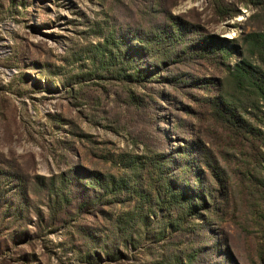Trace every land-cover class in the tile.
<instances>
[{"label": "rangeland", "instance_id": "rangeland-1", "mask_svg": "<svg viewBox=\"0 0 264 264\" xmlns=\"http://www.w3.org/2000/svg\"><path fill=\"white\" fill-rule=\"evenodd\" d=\"M250 34L264 0H0V264H264V101L232 74L264 73ZM83 171L129 183L104 203ZM161 175L196 225L141 200Z\"/></svg>", "mask_w": 264, "mask_h": 264}, {"label": "trees", "instance_id": "trees-1", "mask_svg": "<svg viewBox=\"0 0 264 264\" xmlns=\"http://www.w3.org/2000/svg\"><path fill=\"white\" fill-rule=\"evenodd\" d=\"M248 39H250L251 45L256 49H258V51L261 53L264 59V34H250L248 35ZM232 74L236 76L238 79H242V81H246L249 84V86L253 87L256 90L262 101H264V73L258 71L256 68L250 67L249 65L240 64L238 66H235ZM214 110L215 113L217 115H220L222 117V120L225 121L226 123H229V121H233L232 114L229 112L227 108L219 107V109L215 108ZM149 161L150 158H148L147 155L140 158L134 157L133 159L130 160L131 164L128 165V168L134 173L136 171L137 166H140L139 167L140 169H144L145 165L149 163ZM163 164H164L163 161H159L160 169H162ZM75 170H79V169H75ZM80 175H81L80 176L81 179H84L91 189H94V187L97 186L100 190H102L104 193L103 202L109 204H112V202L110 201L117 202V200L115 201L108 200L106 199V197L108 196L110 198L115 197V195H117L122 190V187H126L127 184L129 183V180H126L123 177L115 178L112 175L111 176L104 175L103 177L100 176L97 179H92V178L90 179L89 175L86 176L84 171ZM159 178L161 181L160 186H158L156 183L151 185L150 193L140 196L144 198V199L141 198V200H144L148 204H152V205L157 204L158 207H164L165 209H167L170 215L172 216L168 222V225L169 227H173V229L175 230H177V228L182 229L183 223L188 225H196V223L189 224V219H195L197 208L195 204L192 202V200L189 198L188 193L174 188V186H172L170 179H168L167 177L165 178L162 177L161 175L159 176ZM55 180L56 179L54 178V181ZM74 182L76 185L78 184L77 180H75ZM53 183L54 182H51L48 188H49L50 197L52 194L55 199L54 204L59 207L62 205H66L68 203L71 204L70 195L67 192V190L70 188V184L72 183L71 180L67 179L66 176L62 175L59 178L60 186L58 188L53 189V187L55 186ZM87 184L86 187L83 188L89 189ZM76 191L77 193L85 197V193L82 192V189L78 190L77 188ZM66 195L68 196V198ZM101 201L102 200H98V201L91 200L90 204L95 206L96 203L99 204ZM87 206H89L87 203L81 204L82 209ZM139 208L141 207H139L138 202H137V206L135 205L132 207L130 206L129 212L120 215V218L118 219L111 220L112 227L114 229H119L120 225H122L123 227L125 225H128L132 221L135 222L137 225H139L141 223L140 219L142 217L140 215H136L139 213ZM95 215L101 216L104 215V213L96 212ZM147 217L148 216H143V222L141 224L145 227L148 226V224L146 225ZM121 237L122 235L119 233L118 237H114V239L116 241H119ZM106 257L112 259L108 255Z\"/></svg>", "mask_w": 264, "mask_h": 264}]
</instances>
